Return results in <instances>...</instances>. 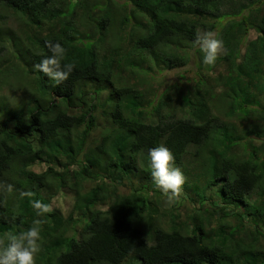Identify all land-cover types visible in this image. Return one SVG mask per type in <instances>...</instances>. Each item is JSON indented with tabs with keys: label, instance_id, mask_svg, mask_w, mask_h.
<instances>
[{
	"label": "trees",
	"instance_id": "trees-1",
	"mask_svg": "<svg viewBox=\"0 0 264 264\" xmlns=\"http://www.w3.org/2000/svg\"><path fill=\"white\" fill-rule=\"evenodd\" d=\"M236 1L217 22L226 0H0V27L20 28L18 41L0 33V57L20 60L1 76L51 55L46 42L72 65L58 85L32 71L23 105L0 100V248L40 221L34 264H264V1ZM201 28L219 31L227 73L207 75L216 63L199 50L196 86L159 95L151 74L187 65ZM161 145L184 177L173 206L151 182ZM59 194L68 215L52 208ZM186 201L198 206L182 217Z\"/></svg>",
	"mask_w": 264,
	"mask_h": 264
},
{
	"label": "clouds",
	"instance_id": "clouds-1",
	"mask_svg": "<svg viewBox=\"0 0 264 264\" xmlns=\"http://www.w3.org/2000/svg\"><path fill=\"white\" fill-rule=\"evenodd\" d=\"M199 46L202 53V63L213 65L217 59V53L222 45V41L214 38L213 33H206L197 36L194 41ZM46 46L51 55L40 60L33 67L37 72L47 76L54 85L66 81L72 72V65L61 66V59L64 49L60 43L46 42ZM150 176L151 182L162 195L166 197L165 203L173 206L178 202L182 191L184 177L179 168L174 166V157L166 146H158L149 150ZM7 191L12 192L13 186L8 184ZM31 196L32 193H21V196ZM32 207L37 216L49 212V205L40 201L32 202ZM40 221H34L32 226L19 234H8V243L0 248V264H34V256L39 252L40 245Z\"/></svg>",
	"mask_w": 264,
	"mask_h": 264
},
{
	"label": "rangeland",
	"instance_id": "rangeland-1",
	"mask_svg": "<svg viewBox=\"0 0 264 264\" xmlns=\"http://www.w3.org/2000/svg\"><path fill=\"white\" fill-rule=\"evenodd\" d=\"M245 5H247V3L245 2L239 3L236 0H226L225 6L222 9L220 17L216 21L220 22V18L223 17L224 14H233L237 12L240 8L244 7ZM256 8H257L256 10H258V15L261 16L264 10V3H262L261 6H256ZM0 10L1 12L4 11L3 9H0ZM250 13L251 11L248 9L243 10L244 15H250ZM8 14H10L11 17H13L12 12H9ZM207 20L209 21L211 19H207ZM227 20L229 19L224 18L223 22L227 23ZM11 29H13L16 32L17 31L19 32V29H20L18 25L16 26V22L13 19L7 20L5 24L1 23L0 33L3 36L8 35V37L13 38L14 40L18 41L17 33ZM200 33H201V36L205 35L206 33H213L214 38L217 39L219 31L215 30L214 32H209V31L204 30V28H201ZM257 36L258 35L256 31L252 28L250 33L248 34V38L246 42L242 46L243 49L245 50L247 48V45L250 42L254 41L257 38ZM198 51H199V48H195V47L190 48L189 53L191 56V60L185 66H179L171 70L156 71L151 74L152 81H154V83L160 84L159 95L162 94L169 87H173V86L179 87L183 90L193 89L196 86L197 81H198L197 72L199 68ZM224 51L225 50L223 48H220L218 50L216 61L221 60L225 56ZM13 52H14V49L12 47L8 48L5 54L2 57H0V67H2L1 71L3 70V68H7V67H10V69H12L14 68L16 61L17 63L20 62L19 59L14 57ZM28 57L30 56L27 55V56L22 57L24 64L17 65V67L15 68L16 71L10 70L12 73L5 74L6 76L0 75V87L2 85H6L8 88V89L5 88L3 90L0 100H10V103L7 104V108H13V107L16 108L17 106L23 105L30 100V94H31L30 88L33 89L32 80L35 77V74L32 73V71H34L35 69L33 67L34 64L28 60ZM234 59H237L238 62L239 60H241L239 59V55H236ZM234 59H232V61ZM224 68L225 66H223L221 63L218 62V64L217 63L215 64V71H209L207 72V75L216 76L218 73L226 74L227 71H224ZM155 86L157 87L159 85L155 84ZM9 90H12L14 92H11ZM217 91H219V89H217ZM218 103H220L219 100H218ZM30 107L35 108V104L34 103L30 104ZM0 116H1V113H0ZM252 138H254V136H252ZM260 142L261 140L259 139L256 140L257 145H259ZM41 166L43 168L46 167L44 163L41 164ZM35 170L37 169L35 168ZM125 190H126L125 188H122L120 192L124 193ZM181 199L182 198H180L179 201ZM72 204H73V199L71 196L65 195V194H59L58 196L54 198L52 202V208L59 209L65 215H68L69 212L71 211ZM194 206L197 207L198 204L194 203L193 205L189 201L182 202L181 207H180L182 217H185L187 214H189L192 211V208ZM128 263L129 264H142L140 261L136 259L128 260L125 264H128Z\"/></svg>",
	"mask_w": 264,
	"mask_h": 264
}]
</instances>
